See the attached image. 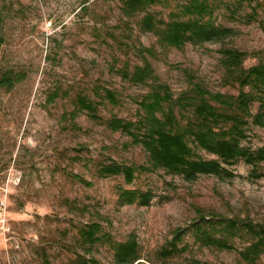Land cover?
Returning <instances> with one entry per match:
<instances>
[{"label": "rangeland", "instance_id": "rangeland-1", "mask_svg": "<svg viewBox=\"0 0 264 264\" xmlns=\"http://www.w3.org/2000/svg\"><path fill=\"white\" fill-rule=\"evenodd\" d=\"M163 1L129 19L120 0H0V75L13 71L24 77L10 91L0 88V168H13L21 175L20 184L11 190L12 232L7 242L0 243V264H71L78 255L115 264L108 245L86 247L80 239V229L96 221L117 242L134 235L148 263H159V250L176 228L197 217L198 209L264 225V178L249 179L253 167L244 161L232 168L239 177L231 180L203 175L191 182L158 171L138 175L128 185L121 176H98L102 164L141 165L149 158L129 136L106 124L112 117L135 121L136 101L153 87V82L131 85L116 72L126 63L142 64L135 46L155 48L157 57L148 59L175 97L192 90L194 83L213 93L237 96L238 84L225 85L224 49L248 53L245 68L264 63V0H256L258 17L250 24L249 6L235 17L224 6L234 0L218 3L217 24L236 34L219 43L188 44L182 50L162 47L154 35L141 30L145 13L169 20L178 3ZM98 84L118 93L120 104L99 108L103 122L86 113L73 118L78 94L96 99ZM54 93L58 98L51 102ZM252 110L258 112L259 104ZM249 136L244 146L264 147L263 128L252 126ZM196 153L215 158L202 150ZM257 169L264 173V162ZM73 174L92 186L82 185ZM121 188L151 190L157 198L149 207L120 206ZM186 240L190 251L165 264H191L192 259L246 264L236 251L201 248L190 235ZM232 243L243 251L251 240L242 234ZM257 264H264V255Z\"/></svg>", "mask_w": 264, "mask_h": 264}, {"label": "trees", "instance_id": "trees-1", "mask_svg": "<svg viewBox=\"0 0 264 264\" xmlns=\"http://www.w3.org/2000/svg\"><path fill=\"white\" fill-rule=\"evenodd\" d=\"M178 5L164 20L152 13H145L140 22L144 33L152 34L162 47L182 50L186 45L219 43L236 34L233 28L220 26L216 22L218 3L223 0H176ZM163 0H120L121 11L129 19L146 12L150 7L163 4ZM256 0H234L225 4L226 11L235 16L247 5L251 13L246 19L250 24L257 20ZM3 40L0 37V61ZM136 54L142 64L130 66L129 63L117 69V74L131 85H146L153 82L152 89L136 101L137 119L127 120L112 117L106 124L114 132H121L131 138V143L141 146L149 155L146 164L128 165L115 161L102 164L98 170L101 178L121 176L131 185L138 175L164 171L168 175L182 176L187 181H196L200 176H216L231 180L239 177L232 169L240 161L253 167L249 179L264 178L257 169L264 162V147L253 150L244 146L243 141L250 138L254 127L264 129V63L245 68L248 53L237 49H224L222 64L226 71L225 85L239 86L237 96L213 93L201 83H194L192 90L175 97L170 86L163 83L149 61L157 57L154 47L135 46ZM116 70V69H115ZM24 77L13 71L0 75V88L12 90ZM246 88H249L247 91ZM96 99L84 93L78 94L74 101L76 118L86 113L92 120L103 122L99 108L108 103L120 104V96L104 85L94 88ZM57 93L50 98L54 102ZM259 111L254 113V104ZM202 150L215 156L204 159L196 151ZM72 177L86 187L92 183L80 175ZM157 196L153 191L123 189L118 191L120 206L139 205L149 207ZM247 235L251 243L239 251L232 243L240 235ZM191 236L194 244L201 248L218 251H236L246 264H257L264 255V225L256 224L247 218H229L217 213L197 210V217L188 225L178 227L158 252L159 263H148L143 258L141 247L134 235L125 242H117L103 231L100 222H92L80 229V239L84 246L108 245L114 252L115 264H165L175 257L187 254L191 244L186 240ZM191 264H212L192 259ZM71 264H102L95 257L78 255Z\"/></svg>", "mask_w": 264, "mask_h": 264}, {"label": "built area", "instance_id": "built-area-1", "mask_svg": "<svg viewBox=\"0 0 264 264\" xmlns=\"http://www.w3.org/2000/svg\"><path fill=\"white\" fill-rule=\"evenodd\" d=\"M21 182V175L13 170L0 168V243L7 242L12 228L9 213L11 190Z\"/></svg>", "mask_w": 264, "mask_h": 264}]
</instances>
